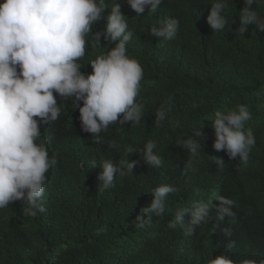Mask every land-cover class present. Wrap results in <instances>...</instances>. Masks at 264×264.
<instances>
[{"label": "trees", "instance_id": "trees-1", "mask_svg": "<svg viewBox=\"0 0 264 264\" xmlns=\"http://www.w3.org/2000/svg\"><path fill=\"white\" fill-rule=\"evenodd\" d=\"M211 2L163 0L155 20L148 15L141 19L136 28L141 36L132 31L137 43L127 46V54L143 68L137 99L144 105V119L139 124L110 126L98 148H93L100 160L84 159L87 162L82 172H76L77 164L69 165L66 157H61L67 145L53 147L65 136L92 135L81 130L79 118L69 121L76 116L72 100L57 96L61 116L40 126L49 157L56 158L46 173L42 197L46 210L35 217L25 216L22 201L0 210V264H208L223 252L237 264L245 258H264V31L255 25L246 33L238 31L244 0H229L226 28L208 31L200 20L202 13L210 11ZM105 3L112 7L115 0ZM117 3L123 15V9H130L126 0ZM254 8L264 15V0ZM109 14L110 10H105L102 15ZM106 17L103 27H96L93 33H103ZM169 18L180 22L175 38L151 36V27ZM114 46L103 37L97 46L89 33L80 71L91 74L90 61ZM169 99L171 111L158 123L156 112ZM237 105L249 108L252 119L244 127L252 130L256 140L246 166L230 161L225 151L213 147L215 112ZM197 129L203 137L194 136ZM188 137L204 145L198 157L176 144L177 138ZM150 139L157 142L154 151L162 158V165L147 166L136 151L128 157L140 161L133 174L117 177L115 187L103 189L98 179L102 162H118L126 158V147L143 149ZM216 158L224 161L222 169L217 167ZM189 162L195 171L187 167ZM170 168L180 169L185 178L171 180L168 175L174 178L175 172ZM150 177L155 179L153 185L165 180L176 185L177 192L168 194L165 216L153 217L150 227L156 237L144 244L149 227H137L136 214L142 203L144 208L149 206L153 197L145 186L133 190L129 185ZM221 196L236 202L234 218L201 225L192 235L166 224L177 209L195 202L218 206ZM190 220V216L185 217L186 224ZM101 227L106 231L97 234ZM226 227L231 229L230 237L223 234ZM229 241H235L231 250L226 248ZM249 247L252 251L246 253Z\"/></svg>", "mask_w": 264, "mask_h": 264}, {"label": "clouds", "instance_id": "clouds-1", "mask_svg": "<svg viewBox=\"0 0 264 264\" xmlns=\"http://www.w3.org/2000/svg\"><path fill=\"white\" fill-rule=\"evenodd\" d=\"M130 9H123L115 3L108 7L105 0H2L0 2V210L10 204L22 201L23 214L35 217L46 209L42 197L47 182L46 173L56 164L55 156L49 157L46 143L41 140V125L56 121L61 116L62 105L57 96L71 99L76 116L69 119L74 123L79 118L81 130L90 133L99 143L101 133L110 126L128 123L139 124L144 119V105L138 101L143 79L140 63L127 54V46L137 42L132 39L141 19L148 15L153 20L163 0H126ZM259 0H244L239 11L240 33H246L251 25L264 31V15L255 8ZM210 11H205L200 25L210 32L223 31L228 25L227 11L229 0H212ZM110 10L109 15H102ZM107 16V17H106ZM106 25L103 33L93 30ZM235 23V21H234ZM180 27L176 18H169L150 29L151 36L164 40L174 39ZM91 33L97 46L103 37L114 43L106 54L96 56L90 61L92 73L87 76L80 71L79 61L85 56L86 36ZM141 36V35H140ZM54 93L56 95H54ZM82 102L83 106H80ZM171 99L156 112V121L162 122L171 111ZM252 119L246 105H237L226 112L216 111L212 123L216 151H225L230 161L247 165L256 140L252 130H245V123ZM194 136L203 137L201 129L194 130ZM40 141L39 143H37ZM176 144L186 149L191 156L198 157L204 145L200 140L188 137L177 138ZM155 140H148L143 149L128 146L126 158L114 162H102L98 179L103 189L115 187L117 177L133 174L140 162L128 157L139 151L143 163L160 167L162 158L154 151ZM218 168L225 163L216 158ZM192 168L191 162L187 165ZM168 175L179 182L185 178L180 169ZM195 171L194 168H192ZM155 179L131 181L129 187L139 190L150 189L153 197L149 206H140L136 214L137 227L149 231L144 244L155 239L152 225L153 217L165 216L167 197L176 193V185ZM155 186V187H153ZM219 205L195 202L191 207L175 211L173 219L168 218L169 228L179 226L185 235H192L201 225L210 222H223L225 217L234 218L236 202L226 197L218 198ZM162 216V217H163ZM190 216V223L185 217ZM106 227L97 229V234ZM223 234L231 236V229L224 228ZM148 241V242H147ZM235 241H229L226 248L231 250ZM246 253L252 247L245 249ZM208 264H237V261L224 254L211 258ZM239 264H264V258H245Z\"/></svg>", "mask_w": 264, "mask_h": 264}, {"label": "bare ground", "instance_id": "bare-ground-1", "mask_svg": "<svg viewBox=\"0 0 264 264\" xmlns=\"http://www.w3.org/2000/svg\"><path fill=\"white\" fill-rule=\"evenodd\" d=\"M104 135L105 132L100 134L102 139ZM64 145H67V149L65 152L60 153V155L61 157H66L69 165H78L76 172L79 170L82 172L83 166L89 158H92L96 162H98L101 158V156H97L96 153H93V148H98V146L95 138H92L89 135L76 133L65 136L63 139L59 140L53 148H61Z\"/></svg>", "mask_w": 264, "mask_h": 264}]
</instances>
